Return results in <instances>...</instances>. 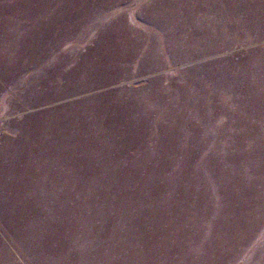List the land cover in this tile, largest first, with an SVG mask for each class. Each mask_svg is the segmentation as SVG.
I'll use <instances>...</instances> for the list:
<instances>
[{
  "label": "rangeland",
  "instance_id": "obj_1",
  "mask_svg": "<svg viewBox=\"0 0 264 264\" xmlns=\"http://www.w3.org/2000/svg\"><path fill=\"white\" fill-rule=\"evenodd\" d=\"M0 264H264V0H0Z\"/></svg>",
  "mask_w": 264,
  "mask_h": 264
}]
</instances>
